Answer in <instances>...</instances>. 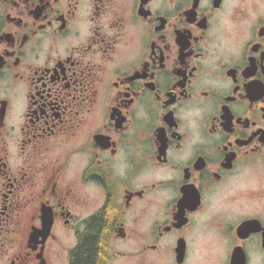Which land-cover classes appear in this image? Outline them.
I'll use <instances>...</instances> for the list:
<instances>
[{
    "label": "flooded vegetation",
    "instance_id": "af4514ba",
    "mask_svg": "<svg viewBox=\"0 0 264 264\" xmlns=\"http://www.w3.org/2000/svg\"><path fill=\"white\" fill-rule=\"evenodd\" d=\"M99 219L103 264H264V0H0V264Z\"/></svg>",
    "mask_w": 264,
    "mask_h": 264
},
{
    "label": "trees",
    "instance_id": "16d2710c",
    "mask_svg": "<svg viewBox=\"0 0 264 264\" xmlns=\"http://www.w3.org/2000/svg\"><path fill=\"white\" fill-rule=\"evenodd\" d=\"M88 233L81 238L82 245L73 258L72 264H103L101 244L105 243L108 226L104 220L93 222ZM91 231V232H90Z\"/></svg>",
    "mask_w": 264,
    "mask_h": 264
}]
</instances>
